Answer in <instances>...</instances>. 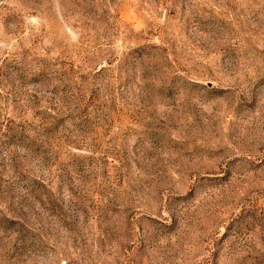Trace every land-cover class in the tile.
I'll return each instance as SVG.
<instances>
[{
	"label": "rangeland",
	"instance_id": "1",
	"mask_svg": "<svg viewBox=\"0 0 264 264\" xmlns=\"http://www.w3.org/2000/svg\"><path fill=\"white\" fill-rule=\"evenodd\" d=\"M0 264H264V0H0Z\"/></svg>",
	"mask_w": 264,
	"mask_h": 264
}]
</instances>
